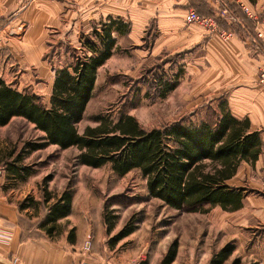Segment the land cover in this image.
<instances>
[{
  "label": "crops",
  "instance_id": "1",
  "mask_svg": "<svg viewBox=\"0 0 264 264\" xmlns=\"http://www.w3.org/2000/svg\"><path fill=\"white\" fill-rule=\"evenodd\" d=\"M240 4L248 6L251 15L244 13ZM187 8L213 16L218 27L232 36L223 39L205 26L187 23ZM111 21L120 27L129 22V30L112 31V54L97 68L96 80L104 67L125 69V65L114 64L118 51L125 55L126 44H139L144 50L150 35L157 51L176 54L181 51L179 45H184L187 53L200 48L197 57L203 87L217 92V105L222 102L234 118L247 120L248 133L258 132L260 151L256 159L241 160L225 183L244 189L241 207L235 212L240 211L241 226L249 225L250 233L248 237L240 234L239 247L244 246L243 253L251 262L264 264V89L256 82L264 59V45L256 36L257 32L264 33V0H0V68L15 67L22 78L16 89L23 91L21 87H25L48 104L56 70L62 66L60 60L59 65L53 63L54 50L51 59L45 58L49 50L62 48L59 42L52 43L51 36L80 49L81 34ZM122 60L125 62L124 57ZM75 211L73 196L70 213L58 222L72 220ZM44 213L29 219L16 203L0 196V229L9 234L0 242V264H14V257L16 264H159L165 253L125 262V251L102 244L103 230L91 231L88 225L84 228L76 223L72 240L69 231L49 237L37 227ZM87 239L88 251L83 249Z\"/></svg>",
  "mask_w": 264,
  "mask_h": 264
},
{
  "label": "rangeland",
  "instance_id": "2",
  "mask_svg": "<svg viewBox=\"0 0 264 264\" xmlns=\"http://www.w3.org/2000/svg\"><path fill=\"white\" fill-rule=\"evenodd\" d=\"M149 37L151 39L143 44L144 50L139 44H126L125 55L118 51L114 64L116 67L125 65V69L104 67L100 70L83 119L77 124L80 134L86 126L99 123L95 119L97 116L116 121L128 113L145 129L177 121L197 124L204 118L212 119L211 110L217 108V92L208 90L207 85L203 87L200 48L187 53L186 47L179 45L181 51L176 54L157 51L153 48V35ZM51 39L54 45H62V48L54 49L53 63L59 65L60 60L62 66L69 65L74 53L70 49L65 52L66 45L58 37L53 35ZM17 73L15 67L0 68V77L14 87L22 79ZM163 83H176V86L161 96ZM39 88L46 96L44 86ZM41 135L32 124L14 117L0 127V152L6 154L15 150L14 154H17L25 143L36 141ZM79 153L76 146L61 149L50 144L27 154L22 163L28 165L32 173L23 182L8 177L0 163V196L16 203L21 214L32 219L45 212L43 204L28 206L31 199L40 200L41 188L46 187L54 194L72 188L76 214L72 220L58 222L60 234L69 231L74 223L84 228L88 225L91 231L103 230L102 244L125 251V262L166 252L176 241L177 254L173 264H206L207 257L226 244L231 245L233 251L223 264H254L243 253L244 246L239 247L240 234L248 237L250 233L249 225L241 226L240 211L223 210L209 203L174 209L149 196L146 179L139 170L121 176L108 164L89 167L78 162ZM22 201L28 208L20 209ZM105 214L108 222L103 219ZM127 223L133 231L113 244V235Z\"/></svg>",
  "mask_w": 264,
  "mask_h": 264
},
{
  "label": "trees",
  "instance_id": "3",
  "mask_svg": "<svg viewBox=\"0 0 264 264\" xmlns=\"http://www.w3.org/2000/svg\"><path fill=\"white\" fill-rule=\"evenodd\" d=\"M129 25L125 22V27H120L114 21L101 24L99 29L82 34L80 49L66 45L64 51L70 49L74 53L72 62L56 70L48 104L27 89L18 91L0 77V127L19 117L42 133L38 140L25 143L17 154L15 150L0 152V163L7 176L14 181H25L32 170L22 160L33 151L50 144L61 149L76 146L80 150L77 156L80 164L94 168L108 164L121 176L139 170L146 179L149 196L174 209L204 203L218 205L223 210L240 208L244 189L229 186L225 181L234 175L241 160L256 159L260 138L256 131L248 133L247 120L234 118L222 102L211 110L212 119L207 117L197 124L177 121L145 129L133 115L124 113L116 121L97 116V125L86 126L82 134L78 132L77 124L93 95L97 68L112 54L115 44L112 31L126 33ZM53 50L45 58L51 59ZM175 86L176 83H163L160 95L164 96ZM41 193L40 200L31 199L28 206L44 205V217L37 227L52 237L60 234L58 221L70 213L74 192L68 187L54 194L43 187ZM24 203H20V209L28 208ZM103 219L108 222L106 214ZM74 230L72 227L68 232L71 240ZM132 231L125 224L113 235V244ZM232 251L231 245L226 244L206 264H223ZM176 254L177 242L173 241L160 264L172 263Z\"/></svg>",
  "mask_w": 264,
  "mask_h": 264
},
{
  "label": "built area",
  "instance_id": "4",
  "mask_svg": "<svg viewBox=\"0 0 264 264\" xmlns=\"http://www.w3.org/2000/svg\"><path fill=\"white\" fill-rule=\"evenodd\" d=\"M179 1V0H177ZM242 10L244 13L247 15H251L249 12L248 6L244 4H240ZM185 20L187 23H196L202 26H205L209 32L211 33H216L219 36H221L223 39L230 38L232 36V33L227 30L220 29L218 27L217 21L214 17L210 16H201L197 13V11L193 8H187L185 11ZM256 36L258 39L262 40V43L264 45V33L263 32H257ZM257 84L264 89V59L262 66L259 68L258 73H257V78H256ZM9 238V234L6 232L2 231L0 229V242L7 240ZM90 248V240L87 239L84 244H83V249L88 251ZM12 262L16 264L18 262V259L16 257L12 258ZM85 264V263H83Z\"/></svg>",
  "mask_w": 264,
  "mask_h": 264
}]
</instances>
